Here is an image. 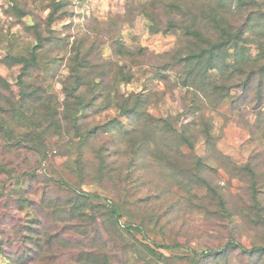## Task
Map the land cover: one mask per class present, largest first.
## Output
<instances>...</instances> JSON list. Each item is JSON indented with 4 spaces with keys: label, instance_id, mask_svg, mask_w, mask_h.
Instances as JSON below:
<instances>
[{
    "label": "trees",
    "instance_id": "1",
    "mask_svg": "<svg viewBox=\"0 0 264 264\" xmlns=\"http://www.w3.org/2000/svg\"><path fill=\"white\" fill-rule=\"evenodd\" d=\"M262 4L260 0H152L142 5L150 31L182 35L174 49L156 56L159 64L147 67L152 82L168 81L170 70L182 68L177 78L187 87L189 112L195 117L181 126V115L150 113L157 95L154 89L129 93L121 89L122 84L135 80L136 68L147 62L146 48L133 49L116 30L110 35L113 54L107 57L90 32L77 33L71 40L72 35L56 36L58 32L53 31L45 38L40 24L32 25L36 43L25 54L9 53L4 59L9 66L20 64V74L15 80L0 75V256L7 264H114L95 208L104 209L109 224L115 226L124 219L125 207L83 189L85 162L91 155L94 176L99 181L108 177L122 186L119 158H130L124 167L132 172L143 161L141 170L148 172L158 163L160 173L167 171L166 187H157L156 195L147 193L146 201L174 192L181 195L174 196L176 204L188 208L186 203L199 197L201 187L217 198L223 213L218 212L220 207L196 208V212L223 219L233 216L209 177L223 168L234 176L247 177L248 200L243 198V213L236 216L244 220L248 212L255 226L264 227V179L257 180L258 165L235 164L217 148L210 114L219 111L233 90L240 89L245 93V106L254 105L258 111L256 126L264 132ZM63 65L69 74L59 80L57 73ZM109 109L119 114L90 124L88 118L94 113ZM125 118L131 120L132 128ZM104 135L108 141L99 143ZM199 141L207 145L204 155L195 150ZM73 153L77 154L74 159ZM58 165L62 169L52 174L49 169ZM149 182L142 186L147 188ZM50 187L65 190L67 196L50 195ZM124 225L128 232L136 230L146 236L135 223ZM156 247L145 245L160 259ZM236 249L249 256V263L264 264V244L247 247L233 232L228 248L195 253L194 260L196 264H229L228 253ZM201 258L210 263H202Z\"/></svg>",
    "mask_w": 264,
    "mask_h": 264
},
{
    "label": "rangeland",
    "instance_id": "2",
    "mask_svg": "<svg viewBox=\"0 0 264 264\" xmlns=\"http://www.w3.org/2000/svg\"><path fill=\"white\" fill-rule=\"evenodd\" d=\"M150 1L152 0H0V75L8 80H15L20 74V64L9 66L4 59L9 53L11 55L25 54L36 43L32 25L40 24L41 34L45 38L50 37L53 31L58 32L56 36L72 35L71 40L77 33L90 32L97 38L99 48L107 57L113 54L110 44L111 32L117 30L126 44L133 49L144 47L149 51L147 62L136 68L135 80L129 84H122V91L129 93L145 90L146 87H148L147 91L154 89L157 95L154 98V104L150 107V113L158 117L170 114L181 115L178 119L179 126L189 124L195 115L189 112L190 100L186 99L190 95L187 87L181 85V80L177 78V73L182 68L174 67L170 70L168 81L159 78L152 82L147 75L148 64H159L160 58L157 59L156 56L174 49L182 38L180 33H154L149 30L147 17L141 7ZM260 1L263 2L264 10V0ZM249 9L250 7L246 11ZM53 14L54 20L50 22ZM253 51L256 52V45H253ZM68 74V67L63 65L57 77L58 79L66 78ZM56 87L61 92L62 85L57 82ZM254 93L252 92L248 99L252 100ZM244 95L245 93L240 89L233 90L220 106L219 111L210 112L214 120L213 135L217 148L224 155L230 156L238 165H246L249 162L258 165L255 169L257 180L264 179V132L256 126L258 111L254 105L245 106ZM96 109H92V112ZM96 113L88 118L90 124L103 123L108 118L119 114L116 109ZM123 121L129 129L132 128L130 119L125 118ZM104 141H108L107 135L98 139L99 143ZM206 148L205 141H199L195 150L204 155ZM258 153L262 154L258 156ZM76 155L73 153L72 158L74 159ZM94 161L95 158L91 155L89 161L85 162L87 180L83 184V189L115 200L125 207L122 212L124 219L115 226L109 224L104 215V209L95 208L99 216V229L102 230V236L113 254L114 264H196L195 253H201L210 248H228L232 232L238 241L247 247L264 244V227L258 224L255 226L248 212L244 213V220L239 215L236 216L240 212L243 213L241 211L243 198L248 200V190L245 186L247 177L234 176L225 168L209 177L213 187L224 195L226 207L233 216L223 219L218 214L206 216L196 212V208L202 207V210L206 211L207 207H220L218 212L223 213L217 198L209 195L207 189L200 190L201 187L198 190L199 197L186 203L188 208H185L183 204H176L175 197L181 195L174 192L167 193L161 199L148 197L151 200L146 201L144 197H147L149 193L158 192L157 187L160 189L166 187L164 179H167V171L160 173L162 168L158 163L148 172L145 169L141 170L145 167L143 161L140 169L132 172V169L124 167L130 158H119L117 165L121 166V178L124 180L122 186L117 181H110L108 177L99 181L94 176ZM61 169L58 165L49 171L53 174L59 173ZM131 173L132 176H130ZM149 180L150 186L143 187L142 183L147 185ZM43 185L41 184V188ZM125 187L129 189L128 192ZM50 191L52 192L50 195L54 197L67 196L65 190H57L56 187H50ZM182 193L185 194V192ZM95 210H90L89 213L96 215ZM251 216L253 220L256 219L254 213H251ZM50 221L52 219L48 220ZM142 221H145L144 225ZM129 222L143 228L146 236L136 230L128 232L124 223ZM237 222H239L238 226ZM94 227L97 228V224ZM146 244L157 246L162 258L152 256L145 248ZM228 254L226 262L229 264H251L249 256L242 254L239 249ZM64 259L67 262V256H64ZM199 260L202 263H210L205 258ZM0 264H7V260L0 256Z\"/></svg>",
    "mask_w": 264,
    "mask_h": 264
}]
</instances>
